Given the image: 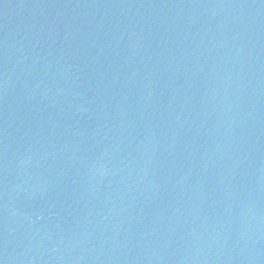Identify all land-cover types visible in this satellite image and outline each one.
<instances>
[{"label": "water", "instance_id": "1", "mask_svg": "<svg viewBox=\"0 0 264 264\" xmlns=\"http://www.w3.org/2000/svg\"><path fill=\"white\" fill-rule=\"evenodd\" d=\"M0 264H264V0H0Z\"/></svg>", "mask_w": 264, "mask_h": 264}]
</instances>
